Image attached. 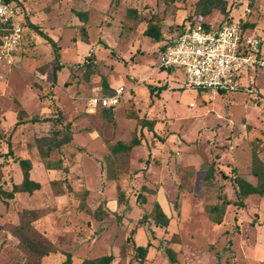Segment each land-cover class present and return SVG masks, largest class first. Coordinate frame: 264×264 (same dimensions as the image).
Returning <instances> with one entry per match:
<instances>
[{"label": "rangeland", "instance_id": "rangeland-1", "mask_svg": "<svg viewBox=\"0 0 264 264\" xmlns=\"http://www.w3.org/2000/svg\"><path fill=\"white\" fill-rule=\"evenodd\" d=\"M195 1L13 0L22 20L28 13L31 25L24 28L14 60L0 61V152L7 150L10 138L14 154L31 159V177L41 187L16 192L7 203L0 197V223L16 222L21 207H43L34 225L58 250L45 255L42 264H66L67 253L73 264H80L109 252L110 264H138L134 244L147 242L142 264H264V194H250L238 206L232 180L233 167L254 180L249 174L253 150L264 161V0H226L227 16L213 9L204 17L194 14ZM129 6L146 17L156 16L165 38L144 34V23L127 15ZM74 9L88 10L87 40ZM191 19L213 25L245 22L248 34L258 38L255 61L240 69L241 88L199 89L186 83L182 67H157L160 45ZM87 55L90 65H81ZM57 63L63 66L54 79ZM40 64H45L43 76ZM104 82L110 89L126 88L114 122L87 102L90 95L103 93ZM55 105L71 121L73 136L69 144L49 152L51 159L66 154L67 170L52 172L45 170L34 138L57 127L54 119H42L57 114ZM21 108L24 122L14 126ZM138 117L155 120L153 129L141 126ZM134 135L140 142L132 149L111 151V144ZM211 162L214 178L205 186L202 175ZM58 176L72 187L59 196L49 185ZM21 177L18 162L1 156L0 182L10 188ZM120 188L124 199L118 202ZM222 198L231 202L217 223L205 207ZM155 199L169 215L166 227L148 218ZM81 202L90 210L102 203L109 213L98 219L79 209ZM143 214L147 218L141 221ZM166 246L176 251V262L169 261ZM22 260L16 236L0 229V264Z\"/></svg>", "mask_w": 264, "mask_h": 264}, {"label": "trees", "instance_id": "trees-1", "mask_svg": "<svg viewBox=\"0 0 264 264\" xmlns=\"http://www.w3.org/2000/svg\"><path fill=\"white\" fill-rule=\"evenodd\" d=\"M169 1V0H164ZM213 9H219L221 12L228 15V9L226 6V0H196L194 4V14L200 17H204L208 15ZM75 14L80 19L77 22L81 33L83 34V40H87L88 33L86 28V20L88 15L87 9H74ZM127 15L132 17L136 23L143 22L144 27L142 32L153 39L160 40L163 37V25L159 22L156 16H149L146 17L145 15H141L135 6H129L126 10ZM25 14V13H24ZM27 19L22 20L23 24V31H22V40L24 37V28L27 25H31L28 20V13L24 15ZM206 26L213 25L210 22L202 20ZM232 21L224 20L221 23L213 26H221L224 23H231ZM185 23V22H184ZM184 23L176 26L174 30L171 31L170 36L168 39L171 40L175 33H178L182 30ZM247 23H239L240 31L242 34L248 33L246 31ZM251 25V24H250ZM34 27L38 28V25L34 24ZM42 32V31H41ZM49 39V36H46ZM167 41H164L159 47V51L166 45ZM260 41H258V48L256 51V56L259 53ZM57 48V46H55ZM54 48V49H55ZM56 56V54H55ZM87 58L81 62V65L88 66L90 65L91 61L87 60ZM63 66L62 63H57L53 67V77L56 78V70L60 69ZM37 69L40 72H45V64H40L37 66ZM35 86L42 87L41 84L38 82H33ZM199 89H210V88H202L197 87ZM241 88L240 85H237L236 89ZM219 92H224L228 89L225 88H216ZM234 90V89H229ZM114 91V89L108 88V84L104 82V91L102 94H110ZM56 110L58 111L57 114L53 117H43V120H50L54 119V123L57 126L51 134H44L34 138V142L37 146V150L42 158L43 164L45 168L52 169L54 171H66L67 165L65 164L66 154L61 153L57 159L48 158L49 152L53 149H61L62 146L69 144L72 140L73 132L71 129V121L66 120L65 116L63 115L62 108L56 106ZM115 107L116 105H107L102 106L100 114L106 120L111 122L115 121ZM25 113L24 109L21 108L17 112V120L14 123V126L24 122L23 114ZM139 123L141 126H147L150 130L153 129V124L155 120L147 119L143 117H138ZM31 121L39 120L36 117H31ZM3 136L2 132L0 131V138ZM140 142L139 137L133 136L128 142L123 141H116L114 144H111V151H128L136 146ZM1 156H11L13 157L19 164L21 170V180L18 182H12L10 188H6L2 182H0V197L2 198L4 203L8 202V199L13 198L16 192H28L32 193L34 190L39 189L41 187V182L31 177V168H32V161L29 157H22L16 156L11 146L10 138L7 139V150L4 152H0ZM233 176L232 180L235 184V194L236 200L233 202L236 203L238 206L245 205V198L253 193L256 194H264V161L259 156L256 150L252 151L251 154V162H250V169L249 174L254 177V180L248 178V175L239 172L235 167L232 168ZM214 178V164L211 162L210 164L206 165L204 168V172L202 175L203 185H210L213 182ZM50 188L54 195H64L67 191L71 190V185L67 182L65 176L63 177H54L49 180ZM138 198L143 202L145 201V195L138 194ZM124 199V191L120 188L119 195L117 197V201L120 202ZM231 201L227 198H222L220 201L208 203L206 205V212L208 217L214 221L219 223L222 220L226 205ZM177 203V202H176ZM177 206V205H176ZM79 209H85L91 214L101 219L102 217L106 216L109 213L108 208L102 206V203L98 204L94 209L90 210L84 202H81ZM45 209L43 207L34 206V207H21L18 210V219L16 222H6L0 223V229H6L10 233H12L18 239V246L23 251V260L19 264H42V258L51 253L58 250V246L53 242L49 237H47L42 231H40L35 225L34 222L43 215ZM147 218L146 214H143L141 221ZM150 220L157 226L166 227L169 222V215L164 211L161 204L157 199L153 201V209L151 211V215L148 217ZM133 229L131 233H133ZM175 239H178V236H175ZM149 246V242L146 244H134V248L136 250V255L138 257V264H142L143 259L146 255L147 249ZM165 253L170 262H176L177 256L176 251L171 248L170 246L165 247ZM113 259V253H104L97 256L86 257L84 258L80 264H110ZM66 264H73L71 260V255L67 253Z\"/></svg>", "mask_w": 264, "mask_h": 264}, {"label": "built area", "instance_id": "built-area-1", "mask_svg": "<svg viewBox=\"0 0 264 264\" xmlns=\"http://www.w3.org/2000/svg\"><path fill=\"white\" fill-rule=\"evenodd\" d=\"M22 31L21 11L13 0H0V61L14 60ZM165 41L159 51L158 68L182 67L186 83L193 87L235 89L240 69L255 61L259 40L253 34H242L239 22L206 26L201 20L191 19ZM113 89L110 94L90 95V108L117 105L126 88L118 85Z\"/></svg>", "mask_w": 264, "mask_h": 264}, {"label": "crops", "instance_id": "crops-1", "mask_svg": "<svg viewBox=\"0 0 264 264\" xmlns=\"http://www.w3.org/2000/svg\"><path fill=\"white\" fill-rule=\"evenodd\" d=\"M40 72V71H39ZM44 73V72H43ZM42 72H40L39 74L40 75H44ZM39 99V98H38ZM19 102H20V100H19ZM21 103V102H20ZM40 105H41V99H39V102H38ZM45 167V166H44ZM45 170H50V171H52V172H54V170H52V169H47V168H45ZM37 180V179H36ZM39 181V180H38Z\"/></svg>", "mask_w": 264, "mask_h": 264}]
</instances>
